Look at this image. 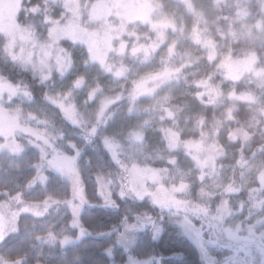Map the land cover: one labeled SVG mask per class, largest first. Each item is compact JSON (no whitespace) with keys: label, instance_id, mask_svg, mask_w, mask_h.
I'll return each mask as SVG.
<instances>
[{"label":"trees","instance_id":"trees-1","mask_svg":"<svg viewBox=\"0 0 264 264\" xmlns=\"http://www.w3.org/2000/svg\"><path fill=\"white\" fill-rule=\"evenodd\" d=\"M57 1H18L12 18L13 30L21 42L17 40L16 47L23 51L30 49L18 35L20 32L29 42H48L53 23L49 17L62 21L67 16L61 1L51 8ZM84 1L85 5L77 10L79 22L90 29L93 26L87 18L92 7L99 3L112 5L114 0ZM139 1L142 5L148 4L146 0ZM155 1L173 11L174 20L185 23L187 34L175 35L168 28L160 27L161 30L145 20L140 29L139 22L116 21L109 26L114 29L110 33L115 31L126 49L122 55L107 56L108 51L100 48L99 62L90 60L88 48L92 46L61 39L57 42L61 68L50 63L47 69L38 71L20 60L17 48H8L9 41L14 40L12 37L8 39L0 34V81L15 89L14 93H26L34 109L52 114L53 123L62 132V140L76 144L75 151L69 154L56 145L48 147L47 152L50 161L55 158L61 162L60 158L65 156L76 158L77 188L83 201L77 214L86 232L80 243L48 252L43 245L28 239L27 234L35 232L42 222L55 221L56 211L62 217L56 227L67 229V218L61 212L64 202L73 196V183L61 177L54 167L56 170L44 173V184H34L41 161L33 147L24 149L23 146L15 158L0 161V252L9 261L126 264L129 258H152L159 264H204L196 244L170 222L166 212L148 200L112 194L111 205H106L99 195L98 178L118 171L106 149V140H111L114 127L108 123L120 120L128 129L130 122H138L143 113L155 115L159 120L160 152L144 166L155 173L160 183L176 187L177 197L186 203L196 208L207 207L212 228L224 229L236 222L244 230L250 226L256 230L260 222L258 228H264V87L256 85L251 77L245 80L239 71V64L247 61L253 64V70L264 69V35L245 37L241 31L242 25L258 13L259 1ZM105 21L95 24L101 32L108 24ZM221 43L228 44L230 52L217 58L214 50ZM225 78L234 80L229 97L219 94ZM76 82L85 84L82 95L93 98L90 111L79 105L80 115L89 129L83 142L77 140V135L82 133L80 127L64 118L66 108L49 99L55 89ZM151 95L165 98V104L155 103L149 99ZM69 99L73 102V97ZM170 136L175 137L179 147L171 145ZM0 139H16L18 143L42 141L22 119L1 110ZM203 157L207 163L204 172L202 168L201 173L192 169L180 181L169 183L172 173L184 171L189 162L198 164ZM212 179L215 180L210 182ZM214 182H221L225 189L210 197L202 196L201 191L205 187L213 189ZM15 194H20L23 201L12 205L9 195ZM139 220L159 222L158 233L155 235L152 227L139 230L126 250L119 244L117 233L124 222ZM13 225L17 228L14 231ZM106 233L112 237H101ZM212 252L219 255L222 251L212 249Z\"/></svg>","mask_w":264,"mask_h":264},{"label":"rangeland","instance_id":"rangeland-1","mask_svg":"<svg viewBox=\"0 0 264 264\" xmlns=\"http://www.w3.org/2000/svg\"><path fill=\"white\" fill-rule=\"evenodd\" d=\"M18 1L0 0V34L8 39L12 37L14 40L9 41L8 48L12 50L17 48L20 60L31 65L38 71H44L50 63L53 67L61 68L62 59L57 54L60 51L57 49L59 48L57 42L61 39H69L80 43L84 42V44L92 46V48H88L92 62H99L97 53H99L100 48H105L108 51V54L105 53L107 56L111 53L122 55L126 46L120 43V39L115 34V31L110 33L114 29L109 26H113L116 21L123 24L139 22L138 28L140 29V27L144 26L143 21L145 20L154 26L158 25L159 29L168 28L175 35L178 32L187 34L185 23L180 22V20H174L175 14L173 11L164 8L161 3L155 0H146L148 2L147 6L142 5L139 0H114L112 2L113 6L111 4L99 3L92 7L91 14L87 18L88 23L93 26L90 29L80 24L79 11H77L81 5H85L86 1L83 0L79 4V0H58L51 4V8L54 9L57 7L60 4L59 1H61L68 17H65L64 12L63 17L65 18L62 21L60 18L55 19L52 16L49 17V20L53 23L49 33V40L44 44H39L34 41L29 42L28 39L24 38L23 33L20 32L18 35L22 41L27 42V48H30L27 51H23L18 48L19 46L16 47L18 36L12 27V18L14 17L13 15L16 11ZM258 1V13L252 15V19L241 27L242 34L245 37L258 38L264 35V0ZM105 20L108 24L107 26H103V31L101 32V29L97 28L95 24L98 21ZM137 33L139 35L141 32ZM18 41L20 42V40ZM115 41L118 42L116 45ZM214 52L217 58H222L230 52L228 44L221 43L217 45ZM249 63L247 61L239 64L240 74H242L245 80L251 77L254 79L253 82L256 85L264 87V69L261 71L260 69L253 70V64ZM233 83L234 80L232 78L223 79L219 86V94L223 97H229L232 94ZM0 85H3L1 81ZM63 86H65V83ZM84 87V83L76 82L70 86L66 85L65 88L60 87L55 89L49 95L51 101H57L66 108V112H64L65 108L63 109L64 118L80 127L82 133L77 135L79 142L84 141L89 130L87 129V122L83 121V116L80 115L79 105L89 110L93 100L92 97L89 99L87 95L81 94ZM72 97L73 102L70 99L68 100V98ZM149 99H154L155 103L163 102V105L165 104V98L160 99L151 95ZM257 103L259 104L260 100ZM0 110L8 113L9 116L12 115L22 119L33 133L42 140L40 143H18L16 139L9 141L0 139V145H3V147H0V161H5L6 159L4 158H15L23 151V146H25L24 149L33 147L35 150L34 153L41 161V164L36 169L37 182L34 184H44V173L46 170H56L50 164L47 148L56 145L65 148L67 154H69L70 151H75L76 144H72V142L66 143L62 140V132L53 123L52 114L34 109L26 93L19 94L9 91L8 88H0ZM74 117L76 119H73ZM124 124L126 123L120 120H113L108 123V126H114L119 131L112 127L113 134L111 140H106V149L112 160L116 163L118 171L114 175L100 176L98 178L99 195L104 200V203L111 205L112 194H117L121 197H130L137 201L143 199L148 200L151 204L160 208L161 211L166 212L170 222L178 226L179 231L185 233L196 244L200 250L204 264H264V228H258L261 222L256 225V230L252 226L244 230L241 228V223L236 222L224 229H218L220 230L218 231L210 225L212 219L206 213L207 207L196 208L195 205L181 200L176 195V187L163 185L155 173L144 166L147 160L152 159L154 154L156 155L160 152L159 143H161L162 137L157 132L159 127L158 118L155 115L143 113L142 118H138V122H130L128 129L125 128ZM169 140L172 146L179 147V144L175 142V137L170 136ZM196 155L199 157L198 152H196ZM192 162H189L184 171L172 173L169 177V183L180 181L179 179L184 178L186 172L192 169H196L198 173H201L200 169L202 168L204 172L207 166L204 157L198 164ZM58 172L61 177L69 178L67 175H62L60 171ZM73 175L76 178L75 182L70 180L73 183V189L71 191L73 196H71L72 198L70 200L64 202L65 206L62 207L61 212V215H65L67 218V229L66 227H56L61 223L62 218L58 216L56 211L55 217L57 216V219L55 221L42 222L35 232L27 234L30 241H33L37 245H43L47 249V252L48 250L56 251L67 246L76 245L86 236V232L79 224L77 214L80 210V205L83 203L78 191L79 188H77L79 182L77 169ZM214 180L212 179L210 182ZM175 185L177 186V184ZM212 187L213 189L205 187L201 191L202 196L210 197V195L212 196L219 189H225V186L222 187L221 182H214ZM9 200L12 205H17L23 201L20 194L9 195ZM262 219H264V216ZM146 227H152L156 235L159 229V222L143 220H139L136 223L124 222L117 233L119 244L128 250L135 238V233ZM14 229H17L15 225L12 226L13 231ZM101 237L108 238L112 236L106 233ZM0 240H2L1 229ZM212 249H217L222 252L218 255L213 253ZM223 251L226 253H223ZM0 256V264H22V262L18 261H9L1 252ZM108 258H111L110 255ZM129 259L126 264H152L154 261L159 264L158 260L152 258H145L143 260Z\"/></svg>","mask_w":264,"mask_h":264},{"label":"snow or ice","instance_id":"snow-or-ice-1","mask_svg":"<svg viewBox=\"0 0 264 264\" xmlns=\"http://www.w3.org/2000/svg\"><path fill=\"white\" fill-rule=\"evenodd\" d=\"M0 88H8L9 91H12V92L15 91V89H13L8 84L0 85ZM0 147H3V145H0ZM60 161L61 162H58V160L54 158L52 161H50V164L53 167L57 168V170L60 171L62 175H67L70 180H73L75 182L76 178L74 177L73 174L76 172V167H75L76 158L65 156V157L60 158Z\"/></svg>","mask_w":264,"mask_h":264}]
</instances>
